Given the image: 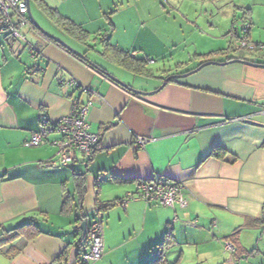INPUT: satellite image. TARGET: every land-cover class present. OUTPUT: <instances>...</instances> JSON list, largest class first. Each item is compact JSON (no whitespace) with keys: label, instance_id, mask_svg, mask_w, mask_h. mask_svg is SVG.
<instances>
[{"label":"crops","instance_id":"0c3cea01","mask_svg":"<svg viewBox=\"0 0 264 264\" xmlns=\"http://www.w3.org/2000/svg\"><path fill=\"white\" fill-rule=\"evenodd\" d=\"M43 1L91 35L110 36L111 44L145 60L147 68L155 63L152 56L163 58L168 50L186 51V57L168 73L150 71L144 77L98 53L104 63L92 59L88 50L85 56L105 73L132 89L155 92L140 96L30 26L23 28L31 42L21 35L37 52L35 58L21 40L25 52L17 54L5 38L10 56L0 61V236L30 219L37 221L40 233L12 239L0 249V264H55L60 254H70L81 236L74 234L73 219L66 221L61 208L74 174L83 173L86 215L97 199L126 201L104 215L103 254L94 264L148 263L169 229L176 240L169 262L264 264V67L236 61L264 65V52L259 58L233 53L238 43L231 31L238 13L226 12L220 22L213 13L192 15L179 0ZM240 8V20L252 26L251 8ZM63 37L58 38L71 46ZM218 41L223 44L217 47ZM75 44L71 47L84 54ZM70 79L79 86L59 84ZM74 99L91 101L89 131L99 136V144L87 164L76 153L62 167L54 163L52 142L58 135L49 136V149L25 143L38 130L40 115L55 122L69 113ZM137 137L148 141L135 148ZM215 148L226 155L212 156ZM158 178L183 185L186 208L126 200L135 195L137 182ZM226 243L235 251L226 250ZM121 249L124 254L114 257Z\"/></svg>","mask_w":264,"mask_h":264},{"label":"built area","instance_id":"2783aa9c","mask_svg":"<svg viewBox=\"0 0 264 264\" xmlns=\"http://www.w3.org/2000/svg\"><path fill=\"white\" fill-rule=\"evenodd\" d=\"M25 26L31 27L25 0H0V34L9 35L10 38L24 41L20 30ZM248 28L249 25H244L239 29L242 33H246ZM237 43L238 45L235 46L236 50L247 49L254 51L263 48V45H255L245 39ZM25 48L30 51L31 46L26 44ZM59 84L68 87L79 86L74 79L68 81L59 80ZM84 90L89 91L87 87ZM91 105L90 100L82 103L78 99H74L71 102L69 113L55 122H50L47 116L43 114L40 115L39 128L32 133L30 140L25 143V146L40 147L49 144V136L55 134L59 137L58 140L52 142L56 148L55 164L62 166L70 164L74 160L76 153L80 154L85 161L88 160L92 157L99 142L98 135L89 131L88 114ZM147 141L148 139L145 137H137L136 141H134L135 148L142 147ZM135 191V195L129 194L127 196V201L137 198L147 203L170 208H186L188 205L183 193L184 187L178 182H169L161 178L151 181H140L136 184ZM262 215L264 217V205ZM86 237L87 248L80 253L79 264H93L103 254V235L99 221H94L87 226ZM225 249L233 251L232 244L226 243Z\"/></svg>","mask_w":264,"mask_h":264},{"label":"trees","instance_id":"16d2710c","mask_svg":"<svg viewBox=\"0 0 264 264\" xmlns=\"http://www.w3.org/2000/svg\"><path fill=\"white\" fill-rule=\"evenodd\" d=\"M33 2L38 12L63 36H66L67 38L71 39L74 43L78 44L82 47L84 51V56L86 53H88V50L94 51L99 54V56L106 61L114 62L118 67L129 71L130 73L137 75V76H151L150 70L146 66V61L142 59H138L133 57L129 52L123 51L117 46L111 44L109 42L110 36L106 34H100L98 36H93L92 39L91 34L86 31L81 25L73 22L72 20L68 19L67 17L63 16L57 9L52 8L44 3L43 0H30V3ZM247 19H244V22L247 23ZM246 33H242L237 27L233 28L231 31V34L235 37V39L238 41L240 40H248L247 35L248 31ZM31 28H33L31 24ZM7 40H17L10 38L9 35H4ZM102 37V39H100ZM23 40H21L24 43V46L28 44L24 37L22 36ZM99 38V39H98ZM98 41L102 44L101 50H97V46L90 45L89 41ZM67 42V41H66ZM30 45V44H29ZM69 45V44H68ZM260 45V44H255ZM31 46V45H30ZM70 46V45H69ZM72 46V45H71ZM84 47V48H83ZM85 49V50H84ZM28 50V49H27ZM35 49H30V54L35 58L37 52L34 51ZM247 50V49H245ZM29 51V50H28ZM249 51V50H248ZM254 51H261L264 52V45L262 49H256ZM253 52V51H252ZM86 57V56H85ZM39 69V68H38ZM79 100V99H78ZM80 101V100H79ZM84 103V102H82ZM99 137V136H98ZM99 144V142H98ZM98 144L96 146V150L94 151L93 155L98 149ZM92 155V157H93ZM211 155L217 158H222L226 155V152L221 148H215L211 151ZM82 157V156H81ZM83 161L87 164L91 159ZM73 162V161H72ZM71 162V163H72ZM48 163H52V161H49ZM52 165V164H51ZM70 165V164H68ZM66 165V166H68ZM62 166V165H59ZM65 167V166H62ZM85 175L83 174H74L73 177V183H72V191H65V196L61 208V214L62 216L70 217L72 216L73 219V230L74 234L78 237L81 236V231L79 229V226L82 221H89V217L83 212V201H84V195H85ZM140 182V181H139ZM138 183V182H137ZM98 185L96 184V193L99 191ZM123 200L118 199L115 201L107 202V203H101L97 199V205L95 208L96 217L89 222L90 224L94 221H99L101 224V227H103V221H104V215L108 212L109 209H111L114 205L122 204ZM148 204H153L149 203ZM156 206H159L157 204H153ZM162 207V206H161ZM263 221L264 217L262 215ZM89 225V224H88ZM238 232V231H237ZM236 232V233H237ZM40 233L38 223L34 219H30L29 221H26L25 223L21 224L17 228L7 231L6 234L0 236V249L3 247H6L12 239L15 237H18L20 235H24L28 237L27 235L30 234V238L35 236L36 234ZM103 234V233H102ZM176 243L175 236L172 232V230H168L165 232V234L162 237V240L160 243H158L155 246L154 253L155 257L152 261L145 263V264H179V261L176 260L174 262H169L167 259V255L170 249L174 247ZM87 244V237L82 240L81 237L77 239V242L73 244L75 248L78 249V254L75 260V264H79V255L82 252V248ZM235 251V248H234ZM69 252H63L60 254L55 264H63L68 262Z\"/></svg>","mask_w":264,"mask_h":264},{"label":"rangeland","instance_id":"374dc122","mask_svg":"<svg viewBox=\"0 0 264 264\" xmlns=\"http://www.w3.org/2000/svg\"><path fill=\"white\" fill-rule=\"evenodd\" d=\"M184 1V2H183ZM179 2L181 3H186V5L188 6L189 11H193V14H197V16L199 18H203L205 16H209L210 14L213 13V18L216 19L220 17V22H222L223 16L229 12L232 11H236V13H238V20L236 22L237 25H235L238 29L241 28L242 26H248L250 24V21H246L247 23H245L243 20H240V17L242 16L243 11L238 10V8H247L250 7L251 8V19H252V26L250 25V34L252 36V41L248 40L250 43L252 44H260V45H264V0H179ZM236 5V7H235ZM183 7V6H182ZM238 7V8H237ZM240 8V9H241ZM184 9V7H183ZM235 9V10H234ZM30 10H31V14L33 19L35 20V22L38 24V26L44 30L45 32L53 35V36H58L59 38H62V35L38 12V10L36 9L35 5L33 4V2L30 3ZM206 22V20L204 21ZM240 30V29H239ZM28 28H23L20 30V33H24L26 34L27 37V42H31V33L27 32ZM93 35H91V39H92ZM63 38H65V40H67V42H70L71 45L75 44L71 39L67 38L66 36H64ZM99 39V38H98ZM100 39H102V37H100ZM195 38L192 39V41ZM26 40V39H25ZM9 45H11V47L14 48V50H19L17 52L18 53H24L25 49H23V44L21 43V41L19 40H14L13 42H11V40H9ZM199 42V41H198ZM14 43V44H13ZM90 45H95L97 46V50H101L100 47H102V44L98 41H89ZM219 44H216L217 47L218 45H222L223 43H220V41H218ZM21 45V46H20ZM215 45V46H216ZM238 44H236L237 46ZM234 47V46H233ZM74 48L81 50L82 47L79 45H74ZM85 50V49H84ZM187 51H191L189 48L187 49ZM233 53H235L236 55H244V56H252V57H262L263 54L261 53V51H245V49H243V51H238V50H234ZM6 56L9 57L10 56V50H9V46L7 41H5V36L4 34H0V61H1V57L2 56ZM24 55V54H23ZM26 56V53L25 55ZM89 57L92 59H96L97 61H100L101 63H104L99 57L98 54L94 51L89 52ZM157 55L152 56V60L155 61V63H147L148 65V69L152 72V73H158L159 71H165L166 73H168V69H172L174 67V64L177 61H181L184 60L186 57V51H183L182 53H180V49H175V50H168V54L165 55L163 58H157ZM125 74V72H124ZM48 145V144H46ZM46 145L40 146V148H46L49 149V147H46ZM56 151V150H55ZM55 158V156H54ZM89 217V220L91 221L93 218L96 217L95 214V208L89 213L87 214ZM72 217V216H71ZM67 218V219H66ZM65 220L68 221L69 217H66ZM72 227V226H71ZM70 227V229H71ZM62 228H64L62 226ZM69 226L64 228L63 230H68ZM233 246V245H232ZM87 248V244L82 248V252L85 251ZM234 252V246H233V251ZM124 254L123 249L119 250L117 253L114 254V257H119L121 255ZM94 264V263H93Z\"/></svg>","mask_w":264,"mask_h":264},{"label":"water","instance_id":"95a60500","mask_svg":"<svg viewBox=\"0 0 264 264\" xmlns=\"http://www.w3.org/2000/svg\"><path fill=\"white\" fill-rule=\"evenodd\" d=\"M26 2V6H27V16H28V19L29 21L31 22L33 28L39 32L42 36H44L46 39L54 42L57 46H59L60 48H62L63 50H65L66 52L72 54L74 57H76L78 60H80L81 62L85 63V64H88L90 67L94 68L95 70L107 75V77L112 81L114 82L115 84L121 86L122 88L130 91L131 93L133 94H136V95H140V96H147L148 94L151 95L155 92H151V93H145V92H142V91H138V90H135V89H132L130 88L129 86H127L126 84L122 83L121 81H119L118 79L114 78L112 75L108 74V73H105L102 69H100L95 63H93L89 58L85 57L84 54L76 51L75 49H73L71 46H69L67 43H65L64 41H62L61 39H59L58 37L56 36H53L47 32H45L44 30H42L38 24L35 22V20L33 19L32 17V14H31V10H30V0H25ZM238 62H243L245 64H249V65H254V66H260V67H264V65H255V64H252V63H249V62H245V61H242V60H236ZM206 65V64H204ZM197 71V70H196ZM172 79L171 77L169 78H166L165 81L163 82V84L160 86L159 89H161L163 86H165V84L170 80ZM86 228H87V222L86 221H82L80 226H79V229L81 231V239L83 240L85 238V235H86ZM77 254H78V249L77 248H73L71 251H70V254H69V264H75V260H76V257H77Z\"/></svg>","mask_w":264,"mask_h":264},{"label":"clouds","instance_id":"9594fccd","mask_svg":"<svg viewBox=\"0 0 264 264\" xmlns=\"http://www.w3.org/2000/svg\"><path fill=\"white\" fill-rule=\"evenodd\" d=\"M88 226V225H87ZM87 229V228H86ZM86 236V235H85Z\"/></svg>","mask_w":264,"mask_h":264}]
</instances>
